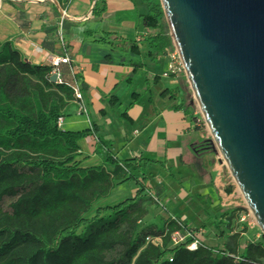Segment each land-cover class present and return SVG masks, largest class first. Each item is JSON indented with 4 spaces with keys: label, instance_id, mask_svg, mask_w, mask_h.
I'll return each mask as SVG.
<instances>
[{
    "label": "trees",
    "instance_id": "1",
    "mask_svg": "<svg viewBox=\"0 0 264 264\" xmlns=\"http://www.w3.org/2000/svg\"><path fill=\"white\" fill-rule=\"evenodd\" d=\"M72 1L60 4L66 9ZM143 1L148 13L141 18L150 32L143 39L146 56L158 62L169 59L174 40L161 2ZM100 2L101 8H94L98 16L105 12V1ZM123 42L125 51L139 54L138 42ZM52 75L51 66L31 64L10 42L0 45V264H49L50 254L65 244L70 251L57 256L55 264H264V235L242 252V233H233L221 250L204 243L195 251L184 245L159 252L152 245L144 247L134 217L151 193L147 166L157 162L142 156L119 159L94 128L60 129L59 120L75 101L74 89L66 81L51 82ZM186 104L195 108L192 101ZM194 120L205 130L201 116ZM85 136L94 137L96 154L103 153L105 166L112 170L81 166L78 143ZM205 150L217 155L211 139L200 141L197 151ZM128 181L138 189L134 197L86 217L98 200ZM184 229L193 230L172 219L161 232L170 239Z\"/></svg>",
    "mask_w": 264,
    "mask_h": 264
},
{
    "label": "crops",
    "instance_id": "2",
    "mask_svg": "<svg viewBox=\"0 0 264 264\" xmlns=\"http://www.w3.org/2000/svg\"><path fill=\"white\" fill-rule=\"evenodd\" d=\"M89 1L73 0L63 9L60 0H0V45L10 42L33 65L49 66L50 53L67 55L71 63L60 67L61 81L76 82L81 87L87 113H79L77 102L70 103L60 129L81 132L94 128L98 136L110 142L119 159L142 156L157 162L148 165L146 172L155 177L159 171L156 183L147 185L151 190L160 188V203H171V199L193 202L195 194L213 201L222 215L231 204L223 199L221 165L212 164L217 157L210 150L197 151L204 130L194 120L200 115L187 107L186 76H172L164 82L169 59L158 62L146 56L143 39L150 32L143 26L141 16L145 14L138 10L136 0H104L102 16L94 12L96 5L101 8L100 0ZM131 8L135 18L140 17L137 27L133 19L126 20ZM63 11L64 45L58 41ZM125 39L138 42V55L125 51ZM36 46L44 48V53H37ZM128 90H133L132 95ZM125 112L129 117L122 116ZM78 145L81 166H105L104 154H96L93 136L82 137ZM167 177L174 182L165 184ZM184 185L190 188V195ZM137 190L134 181L118 185L89 213L94 210L95 216L99 208L128 200ZM212 217L216 221L219 216L214 213Z\"/></svg>",
    "mask_w": 264,
    "mask_h": 264
},
{
    "label": "water",
    "instance_id": "3",
    "mask_svg": "<svg viewBox=\"0 0 264 264\" xmlns=\"http://www.w3.org/2000/svg\"><path fill=\"white\" fill-rule=\"evenodd\" d=\"M160 2L212 141L264 235V0Z\"/></svg>",
    "mask_w": 264,
    "mask_h": 264
},
{
    "label": "rangeland",
    "instance_id": "4",
    "mask_svg": "<svg viewBox=\"0 0 264 264\" xmlns=\"http://www.w3.org/2000/svg\"><path fill=\"white\" fill-rule=\"evenodd\" d=\"M79 1H89V0H79ZM90 2V1H89ZM138 5V10L142 14L148 13V5L143 0H136ZM64 9V8H63ZM131 14L129 19L132 20L131 22L137 23L136 27L139 25L140 17L137 16L135 18L133 8H131ZM126 41H134L132 39H125ZM121 41V40H120ZM122 42V41H121ZM159 69V65H155ZM167 71V66L165 67ZM147 76V73L145 74ZM171 78V77H168ZM168 78H164L167 81ZM187 89L188 95H186V101H192L194 104V115H200L203 119V115L200 112V108L197 105L196 99H194V94L191 90L190 84L187 81ZM133 90H128L129 95H132ZM171 103H173L172 99H169ZM132 103H135L132 101ZM204 121V119H203ZM205 123V121H204ZM206 130L200 133L202 139H211L210 131L205 124ZM213 142V141H212ZM216 146V145H215ZM216 163L221 165L222 171V179H223V199L226 201L227 204H231L230 206L226 207L225 212L220 215V210L218 207H213V201L205 198L199 199L195 194H193L194 201L193 202H186L184 200H174L171 199V203L168 201H161L159 202L158 196H156L157 190H151V193H148L146 201L143 202L141 209L135 215L134 220V230L135 233L141 234L144 237V247L148 245H152L156 251H162L164 249H172L173 246L168 238V234L162 233V230H165L167 224L172 221L173 217L176 216L178 219H182L184 226L190 227L194 231L198 232V239L202 241V244L215 248V249H225L226 244L229 242V237L233 233H242L243 238L239 242L240 244V251L242 252L244 248L247 246L248 243L251 242H261L262 241V230L259 229L257 222L248 209V205L246 200L243 199L241 192L238 186L235 185L234 179L231 173L227 170V167L224 163L223 158L219 155L217 150L216 155ZM106 167H111L106 165ZM159 171L153 176L154 173H147L148 179L147 182L150 185L156 183L158 180L156 177L159 176ZM153 176V177H152ZM165 184H171L174 182V179L171 178L165 180ZM186 187L185 192L190 195V188ZM135 196V195H134ZM133 196V197H134ZM121 201L116 205L125 201ZM115 206V205H113ZM94 210L91 213H88L86 216L87 218H91L94 216ZM172 213V214H171ZM219 216L215 221V218L212 215ZM174 215V216H173ZM186 218V220L184 219ZM245 218V220H243ZM183 219L185 221H183ZM185 222V223H184ZM224 238L227 241H224ZM225 242V243H224ZM70 251L69 244H65L61 251L58 253H51L49 257V264H55V259L57 256H63L67 252Z\"/></svg>",
    "mask_w": 264,
    "mask_h": 264
},
{
    "label": "built area",
    "instance_id": "5",
    "mask_svg": "<svg viewBox=\"0 0 264 264\" xmlns=\"http://www.w3.org/2000/svg\"><path fill=\"white\" fill-rule=\"evenodd\" d=\"M63 18L61 21V25L59 28L58 32V41L60 44L64 45L65 43V33L63 29V23L64 19L66 17L65 11H63ZM35 50L37 53L43 54L44 53V48L40 46H36ZM169 60H168V65H167V71L163 75L165 78L176 76V75H185L186 76V71L184 69L182 60L180 55H178L177 49L174 45V49L170 52L169 54ZM49 59V67H52V74H58V82L61 83V75L59 73V69L61 66H64L65 64H70L71 59L67 55H58L57 53H50L48 56ZM104 75H107L108 72L106 70L102 71ZM75 79V76H74ZM72 88L74 89V96H75V102L79 104V113H87V109L85 104L82 102L83 101V92L81 87L77 85L76 82L72 84ZM64 118H61L59 120V126L63 123ZM173 220H175L181 228H183V222L181 220H178V218L173 217ZM245 220V218H243ZM185 230V229H184ZM170 242L173 247L179 246V245H184L189 249L190 251H195L197 250L202 242L198 239V232L194 230H185V233L181 230H176L174 231L173 235L170 238ZM171 261V258L170 260Z\"/></svg>",
    "mask_w": 264,
    "mask_h": 264
},
{
    "label": "bare ground",
    "instance_id": "6",
    "mask_svg": "<svg viewBox=\"0 0 264 264\" xmlns=\"http://www.w3.org/2000/svg\"><path fill=\"white\" fill-rule=\"evenodd\" d=\"M16 1H20V0H16Z\"/></svg>",
    "mask_w": 264,
    "mask_h": 264
}]
</instances>
